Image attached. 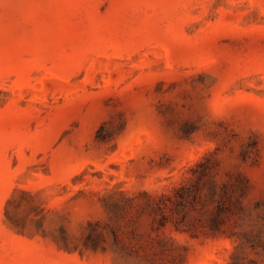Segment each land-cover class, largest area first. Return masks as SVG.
I'll list each match as a JSON object with an SVG mask.
<instances>
[{
	"label": "rangeland",
	"instance_id": "1",
	"mask_svg": "<svg viewBox=\"0 0 264 264\" xmlns=\"http://www.w3.org/2000/svg\"><path fill=\"white\" fill-rule=\"evenodd\" d=\"M0 264H264V0H0Z\"/></svg>",
	"mask_w": 264,
	"mask_h": 264
}]
</instances>
